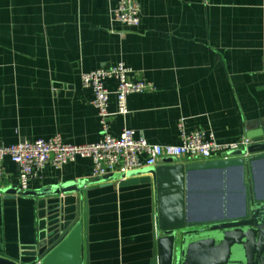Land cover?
Instances as JSON below:
<instances>
[{
	"label": "crops",
	"instance_id": "crops-1",
	"mask_svg": "<svg viewBox=\"0 0 264 264\" xmlns=\"http://www.w3.org/2000/svg\"><path fill=\"white\" fill-rule=\"evenodd\" d=\"M119 1L0 0V145L58 134L76 145L100 140L94 93L81 76L119 62L149 88L129 96L126 116L110 96L115 137L129 128L151 144L179 145L183 122L188 133L231 144L264 128V0H138L136 28L113 20ZM106 85L116 90V81ZM4 168L0 189L18 192V166L6 159ZM66 182L91 188L81 203L83 217L89 204L90 264H150L153 186L120 188L117 178L103 186L92 178V161L78 158L61 169L47 164L29 191ZM74 203L75 194L0 192V257L38 263L48 212Z\"/></svg>",
	"mask_w": 264,
	"mask_h": 264
},
{
	"label": "water",
	"instance_id": "water-1",
	"mask_svg": "<svg viewBox=\"0 0 264 264\" xmlns=\"http://www.w3.org/2000/svg\"><path fill=\"white\" fill-rule=\"evenodd\" d=\"M247 140L246 148L229 152L224 160L178 164L165 159L159 167L102 179L103 186L115 178L120 188L153 186L156 228L150 264H264V193L258 192L264 184V128ZM90 189L77 182L39 192L0 189L9 196L41 199L75 194L71 207L48 212L36 264H90L89 204L84 217L81 204ZM0 264L18 263L0 257Z\"/></svg>",
	"mask_w": 264,
	"mask_h": 264
},
{
	"label": "built area",
	"instance_id": "built-area-1",
	"mask_svg": "<svg viewBox=\"0 0 264 264\" xmlns=\"http://www.w3.org/2000/svg\"><path fill=\"white\" fill-rule=\"evenodd\" d=\"M113 20L123 26L136 28L141 23V5L138 0H120L112 10ZM264 56V42L262 45ZM134 71L124 62L110 68H100L82 74V84L94 93L93 106L96 108L102 128V137L91 144L66 143L61 135L50 139L25 140L17 144L0 145V183L5 172L4 161L10 159L19 168L18 192L29 191L47 164L55 169L75 162L78 158L92 161V178L102 180L109 175L124 174L159 167L163 160L186 159L195 162L224 160L231 151L241 150L249 145L244 139L238 143H219L213 134L203 131L188 133L180 124L181 143L179 145L151 144L146 139L137 138L134 130L124 128L117 137L109 133L108 119L110 96L116 100L117 113H129L128 98L148 90L144 80H130ZM114 80L115 91H110L106 83Z\"/></svg>",
	"mask_w": 264,
	"mask_h": 264
},
{
	"label": "bare ground",
	"instance_id": "bare-ground-1",
	"mask_svg": "<svg viewBox=\"0 0 264 264\" xmlns=\"http://www.w3.org/2000/svg\"><path fill=\"white\" fill-rule=\"evenodd\" d=\"M263 165H264V164L261 163V164H260V167L263 166ZM261 170H262V169H261ZM261 170H260V172H261ZM260 186H261V187L258 189V192H259L260 194H263V193H264V187H262V186H264V184L261 183ZM263 197H264V196H263Z\"/></svg>",
	"mask_w": 264,
	"mask_h": 264
},
{
	"label": "rangeland",
	"instance_id": "rangeland-1",
	"mask_svg": "<svg viewBox=\"0 0 264 264\" xmlns=\"http://www.w3.org/2000/svg\"><path fill=\"white\" fill-rule=\"evenodd\" d=\"M262 187H264V186H262Z\"/></svg>",
	"mask_w": 264,
	"mask_h": 264
}]
</instances>
